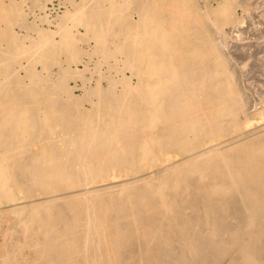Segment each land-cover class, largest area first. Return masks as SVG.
Masks as SVG:
<instances>
[{
	"label": "bare ground",
	"instance_id": "bare-ground-1",
	"mask_svg": "<svg viewBox=\"0 0 264 264\" xmlns=\"http://www.w3.org/2000/svg\"><path fill=\"white\" fill-rule=\"evenodd\" d=\"M51 1L0 0V264H264L238 0Z\"/></svg>",
	"mask_w": 264,
	"mask_h": 264
},
{
	"label": "rangeland",
	"instance_id": "rangeland-1",
	"mask_svg": "<svg viewBox=\"0 0 264 264\" xmlns=\"http://www.w3.org/2000/svg\"><path fill=\"white\" fill-rule=\"evenodd\" d=\"M65 1L66 0H52L51 2H47L46 4L48 12H46L49 13L52 18H54L56 14H60L62 11H64L63 9H65L66 6L61 5V3H64ZM219 1L221 0H206V5L209 8H214ZM238 2V7H235L234 9L235 22L230 25L224 33H217L213 30V35L214 40L216 43H218L222 54L224 55V57H226L225 59L227 61L228 70L231 76H233V83L235 81L237 86H234L235 90L236 92L238 91L239 93H241H238V96L240 95L241 98L243 97L242 99H240L242 100L244 113L246 111L245 114L247 116H252L260 110V107L262 105H264V0H238ZM199 6L202 7L201 4H199ZM28 9V6L24 7L25 12L28 14V24H30L31 22H36L35 24H38V27H48L47 23L41 22L40 19H35V17L33 16L34 13H38L37 9H29V12ZM33 18L35 21L33 20ZM236 21L238 23H236ZM234 24L237 27H234ZM17 27L15 31H17L19 35H23L25 34L24 32L28 31V34L36 36L35 32H33L31 29ZM51 29L53 30L54 28L51 27ZM81 32L83 33L84 31L81 30ZM234 32L235 35L237 34V36L234 35ZM227 33H229V35ZM223 51H226L228 54ZM23 64L24 66H26L25 62ZM37 68L38 70H40L39 66ZM55 69H57L56 66H53L51 72L56 71ZM104 83L105 81L103 82V85L105 86L106 83ZM70 85H73V82H70ZM76 94L79 95L80 91L77 90ZM259 99L262 101H260ZM248 113L250 114L248 115ZM263 125L264 121L261 122L258 120L256 125H254L253 127H264Z\"/></svg>",
	"mask_w": 264,
	"mask_h": 264
}]
</instances>
